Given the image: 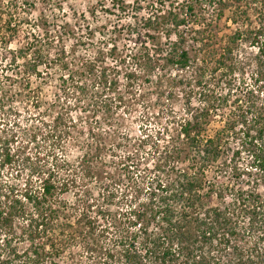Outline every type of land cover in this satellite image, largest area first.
Wrapping results in <instances>:
<instances>
[{"label": "trees", "instance_id": "obj_1", "mask_svg": "<svg viewBox=\"0 0 264 264\" xmlns=\"http://www.w3.org/2000/svg\"><path fill=\"white\" fill-rule=\"evenodd\" d=\"M63 4L0 0V103L31 108L0 130V264H264V0ZM151 95L140 137L110 124Z\"/></svg>", "mask_w": 264, "mask_h": 264}, {"label": "rangeland", "instance_id": "obj_2", "mask_svg": "<svg viewBox=\"0 0 264 264\" xmlns=\"http://www.w3.org/2000/svg\"><path fill=\"white\" fill-rule=\"evenodd\" d=\"M23 0H20V3H22ZM97 2V0H64L63 4V11H56L54 18L52 15H49V22L56 21V24H61L62 22H68V23H75V16L76 14L81 15L88 10H90L93 5ZM19 12H17V19L19 22H22V24L25 26V28H29V24L31 26H34V24H38L36 20L38 19V9L32 11V13H28V9H26V6L19 5ZM229 13L225 16V19L221 21L220 23V29H221V37H225L228 34H230L229 28L232 30H235L236 27L233 26L230 22H228L229 19ZM104 20V19H103ZM29 23V24H28ZM28 24V25H27ZM68 46H71L72 43L67 41ZM11 49H15V46H11ZM1 67V64H0ZM0 74H2V71L0 69ZM1 78V77H0ZM33 85H37V82L35 80L32 81ZM4 82L2 79H0V86L3 85ZM125 85V81H121V88H123ZM124 91V89H122ZM52 87L49 86H43V94L44 97L50 99V96H52ZM181 99V96H180ZM14 103H4L1 101L0 103V130H5L9 132V129L15 124V122L20 123L24 128L27 125V118L30 116V110L31 108L24 105V100L22 96H19L14 100ZM156 104V95L147 96L144 100L138 101L134 106L133 110L128 112L127 114L122 113L123 111L120 109L118 110L112 117V123L116 126L118 122L120 125H123V130H126L128 132H131V135L134 138H138L143 133V128H141L142 125H144V122L142 121V116H145L147 112L149 115L155 114L157 112V108L155 106ZM183 107V102L176 101L175 108L178 111H180ZM19 114H18V111ZM222 118L216 117L214 119L212 126L210 128V134H212L216 129H219L222 126ZM5 134V133H4ZM22 139V138H21ZM25 140V138H23ZM29 151L35 152V146L29 145ZM33 150V151H32ZM70 157L74 158L75 156L79 155V151L70 152ZM141 157H145V154L142 153ZM153 164V161L149 164V166ZM146 165H143V168ZM148 166V165H147ZM29 174V172H27ZM26 177V176H25ZM24 177V178H25ZM11 177H7L5 174L3 179L9 180L12 184H17L19 182H23L22 180H17ZM72 199V196L69 195V200Z\"/></svg>", "mask_w": 264, "mask_h": 264}]
</instances>
